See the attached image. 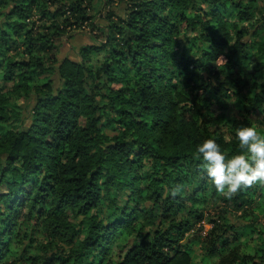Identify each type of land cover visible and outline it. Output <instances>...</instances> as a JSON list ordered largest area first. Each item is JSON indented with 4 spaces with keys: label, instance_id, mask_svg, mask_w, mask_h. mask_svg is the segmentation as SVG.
Listing matches in <instances>:
<instances>
[{
    "label": "trees",
    "instance_id": "obj_1",
    "mask_svg": "<svg viewBox=\"0 0 264 264\" xmlns=\"http://www.w3.org/2000/svg\"><path fill=\"white\" fill-rule=\"evenodd\" d=\"M256 2L107 0L119 12L100 26L94 0H0V263L193 264L185 235L222 197L196 148L214 139L229 158L243 154L236 129L264 112ZM85 26L102 40L59 61L61 39ZM238 85L249 96L225 136L220 97ZM257 191L261 207L264 188L223 200L242 208ZM208 223L202 250L214 264H259L260 247ZM30 228L44 236L35 256L22 247Z\"/></svg>",
    "mask_w": 264,
    "mask_h": 264
},
{
    "label": "rangeland",
    "instance_id": "obj_2",
    "mask_svg": "<svg viewBox=\"0 0 264 264\" xmlns=\"http://www.w3.org/2000/svg\"><path fill=\"white\" fill-rule=\"evenodd\" d=\"M107 0H94L93 6H91V13L94 16V24L105 26L106 16L109 11L119 12V8L117 5H104V2ZM256 7L253 10L254 19L253 31L258 30V33L254 36H251L249 39L252 40L253 43L256 42H264V0H257ZM100 36L98 30H93L90 26H85L84 29L79 31L78 33H70L69 35L63 37L60 41L58 60L63 61L65 59L80 61V50L84 46L90 45H98L100 40H95L94 36ZM253 46V45H252ZM262 80L264 78L260 76ZM51 79L53 80L54 88H58L60 86V77L59 75L52 74ZM2 86H6V88L11 87V83L6 84L2 81ZM242 85H238L233 89L234 95L227 97H220L221 101L228 105L226 112V121L225 125L219 126V131L221 134L228 136L230 132V126H234V120L238 119L241 114L244 113L243 104L246 100V96H249L247 90L241 87ZM219 112V111H216ZM250 120L252 122V127H256L257 130L264 134V112L259 116H250ZM215 129L217 127H214ZM214 184L210 181L209 188L210 192H214L212 187ZM258 188V190L264 188V186L257 185L254 188ZM7 187L5 185H0V193H6ZM114 197L117 198L120 204L125 203L127 201V194L124 191L115 190ZM217 194V192H216ZM234 197H238L237 195ZM233 197V198H234ZM232 198V199H233ZM262 196L259 191H257L254 195H250L251 203L243 204L242 208H235L233 206H228L227 203L224 202L223 196L217 197L212 200L211 206L206 209L207 219L202 223L197 224L193 227L189 232L185 235V246L190 250L191 256L193 259V264H214L218 259L215 258H207L202 250L203 239L208 236L212 224L208 223L209 219H215L219 225L224 224V228H226L224 237H226L229 241H234L237 239L239 242H247L249 241L251 245V249H258L259 254L261 256L256 258L257 263L264 264V204L260 207V199ZM228 199L231 204V200ZM107 203L105 204V206ZM6 207L4 203L0 205V213L5 212ZM70 220L74 223L79 222V218L76 217L75 214H70ZM2 217L0 216V224ZM28 237L24 240L25 255L35 256L39 254V243L43 242L44 236L39 233L35 228H30L27 231ZM84 236L81 237L83 239ZM225 238V239H226ZM20 258V257H19ZM0 264H28L26 260L23 258L15 259L12 257L7 258L3 263ZM31 264V263H29Z\"/></svg>",
    "mask_w": 264,
    "mask_h": 264
},
{
    "label": "clouds",
    "instance_id": "obj_3",
    "mask_svg": "<svg viewBox=\"0 0 264 264\" xmlns=\"http://www.w3.org/2000/svg\"><path fill=\"white\" fill-rule=\"evenodd\" d=\"M235 135L243 154L229 158L214 139L204 140L194 153L196 159H202L216 192L227 199L257 185L264 186V134L256 127L242 126ZM180 194L181 186L171 189L172 197Z\"/></svg>",
    "mask_w": 264,
    "mask_h": 264
}]
</instances>
